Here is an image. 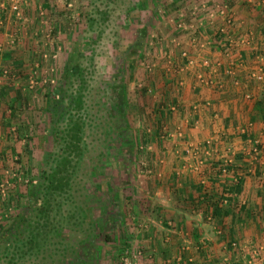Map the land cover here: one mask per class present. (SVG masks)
<instances>
[{
  "label": "crops",
  "instance_id": "obj_1",
  "mask_svg": "<svg viewBox=\"0 0 264 264\" xmlns=\"http://www.w3.org/2000/svg\"><path fill=\"white\" fill-rule=\"evenodd\" d=\"M62 1L69 2L43 0L41 7L47 12L60 7L58 3ZM169 1L174 5L170 12H161L157 3L153 4L154 11H150L157 14L160 21L156 23H162L156 25L153 43L160 47L155 48V54L144 52L143 56L148 54V57L141 62L142 70L152 76L150 80L138 77L134 83L137 93H149L141 99L146 107L150 106L146 111L155 125L145 132L156 135L157 141L151 145L144 143L143 149H150V153L152 149H160L161 158L153 161L156 169H151L145 178L150 180V188L157 189L145 188L141 195L142 206L131 219L134 236L126 247L140 248L137 264H262L264 81L257 83L249 73L260 69L264 76V52L259 51L264 45V0H227L234 23L233 46L227 48L212 41V45L202 49L194 48L190 32L179 31L174 22L180 10L184 21L193 24L199 42L212 39L215 19L204 18L200 13L194 17L189 12L193 5L209 2ZM37 5L35 0L22 5V12L30 17L28 20L32 21V10ZM0 17L4 21L0 28V55L7 52L6 57L0 56L1 180L6 172L2 169L3 158H9L11 169L15 153L25 147L21 135L26 137V132L19 117L31 116L42 106L48 86L45 80L54 69L52 55L58 52L53 45L57 30L55 35L51 31L50 36L44 37L47 29L37 25L36 14L34 38L11 28L17 22L9 9L0 11ZM5 22L15 31L13 47L7 44L9 32L5 30ZM44 23L49 22L44 20ZM246 32L250 41L247 46L241 42ZM37 35L43 41L40 37L35 40ZM25 38L31 45L23 43ZM182 50L193 58L192 64H185L186 60L180 57ZM201 57L207 59V69L200 67ZM260 57L262 61H258ZM42 65L45 66L41 72ZM49 68L52 71L48 72ZM196 72L221 83L220 86L199 84ZM246 94L250 97L246 98ZM251 141H257L256 156L247 153ZM187 146L201 157L203 164L198 170L188 168L197 160L184 154ZM223 159L232 160L230 174L237 175L236 181L230 174L222 176L213 165ZM4 199L12 197L0 195V202Z\"/></svg>",
  "mask_w": 264,
  "mask_h": 264
},
{
  "label": "rangeland",
  "instance_id": "obj_2",
  "mask_svg": "<svg viewBox=\"0 0 264 264\" xmlns=\"http://www.w3.org/2000/svg\"><path fill=\"white\" fill-rule=\"evenodd\" d=\"M68 1L58 3L61 8L47 11V24L40 23L39 18L38 22L35 20V9L32 21L26 18L25 28L21 29L18 24L11 27L5 22V30L13 36L15 31L10 27L34 38L36 23L40 29L41 25L46 29L52 27L54 34L57 30L52 43L58 53L53 52L56 58L49 75L53 82L48 86L62 89L63 96L60 100L58 97L61 107L67 95L75 97L80 87L84 88L82 108L75 112L83 122L76 153H67L60 133L55 136L51 132L45 97L38 111L19 117L24 122L26 137L22 134L21 139H25V147H20L17 154L14 152L16 157L11 161V169L9 158L2 160V169L6 172L2 173L0 182L7 183L3 193L10 194L12 199L1 201L0 211L7 206L9 209L2 212L6 213L4 219L22 214L28 221V227L18 224L13 236L33 237L26 244L29 250L22 248L18 241V246L11 250L8 247L11 255L2 250L0 239V264H123L121 257L125 249L132 254L135 248L140 250L137 245L126 246L134 236L131 219L142 206L141 195L145 188L157 189L150 188V180L145 178L151 169H156L153 161L161 158L160 149H152L151 153L150 149H143L144 143L157 141L156 135L145 132L155 125L146 111L150 106L146 107L141 99L149 93H137L134 83L138 77L150 80L152 73L147 75L141 67L142 59L148 57L143 53L155 54V48L160 47L153 44L156 22L160 21L157 14L150 12L154 11L153 4L160 5L159 10L166 13L174 5L169 0H144L143 5L141 0ZM27 40L23 43L29 45ZM80 81L84 85H78ZM120 89L126 95L125 102L118 99ZM56 99L50 100L52 105L57 103ZM63 155L68 163L55 167L52 158L58 160ZM56 168L53 182L56 188L42 192L47 184L44 177ZM41 172L44 174L40 175ZM11 173H15L14 178ZM33 185H40V192L28 198L26 188ZM39 208L43 209L42 215ZM4 221L0 218V225L10 223V220ZM73 255L76 262L70 261Z\"/></svg>",
  "mask_w": 264,
  "mask_h": 264
},
{
  "label": "built area",
  "instance_id": "obj_3",
  "mask_svg": "<svg viewBox=\"0 0 264 264\" xmlns=\"http://www.w3.org/2000/svg\"><path fill=\"white\" fill-rule=\"evenodd\" d=\"M38 5L35 8L36 9V16L40 19V23L43 22L45 20V18L47 17V12L46 10H44L41 5H42V1L43 0H35ZM209 3H207L206 1H203L199 4H195L190 8V14L192 16L195 17V15H198L200 13V15L204 18L209 17L214 20V33L218 34L219 36H221V44L224 47H232L234 44V38H233V30H234V23H233V18L231 15V11L228 8L227 5V0H207ZM28 0H21V2L19 3V0H0V11L9 9L10 13H12V15L14 16L15 21L18 24V27L20 25L21 29L25 28L24 24H26V18L27 16L22 12L21 7L23 4H27ZM207 3V4H206ZM49 12V11H48ZM176 17L177 19L175 20L174 24H175V28L178 29L179 31H189V36H190V42L193 45L194 48H205V47H209L210 45H212V39L211 38H205V40L199 42L196 38V35L194 34V29H193V24L192 23H186L183 19V13L180 10H177L176 13ZM44 19V20H43ZM49 22V21H48ZM2 24V19L0 17V27ZM51 31L54 32L52 27H47V30L44 31V37H48V35L50 36ZM213 33V34H214ZM36 34V33H35ZM55 35V34H53ZM52 35V38H53ZM51 40V38H50ZM241 42L244 45H249L250 41H249V33L246 32L243 35V38L241 40ZM7 44L10 47H13L15 44V40H14V36L8 34V40H7ZM0 51H1V45H0ZM261 52H264V45H261L260 50ZM55 55H52V57H54ZM197 57L199 56V54L196 55ZM180 57L184 58V60H186L187 65H190L194 62L192 57H189L188 53L185 52L184 50H182L180 52ZM258 61H262V57L258 58ZM199 65L201 68H208V61L206 58L201 57L199 59ZM52 71V68L48 69V72ZM196 76V80L199 84H204V85H208V86H213L216 85L217 87L220 86L221 83H218L217 81L212 80L211 78H207V76H205L202 72H196L195 73ZM249 76L256 81L257 83H263L264 81V76L263 73L260 69H258L257 71H251L249 73ZM48 79L45 80V82L47 81L48 84L52 83V78H50V76L47 77ZM246 98H249V94L245 95ZM208 103H206L207 105ZM258 145H257V141H251V148L249 149V151L247 152L248 154L254 155L256 156V154L258 153ZM184 154L186 156H188V159H194L197 160L196 163L192 164V165H188V168L190 169H195L198 170L199 167L203 164L201 159L197 157L198 153L195 149H191L188 146L185 147L184 149ZM232 160L231 159H223L221 162L218 161V163L216 164V169L219 171V173L222 176L228 175L230 174L232 171L230 170V167L232 166ZM231 164V165H230ZM231 175V174H230ZM15 173H11V178H14ZM231 177L236 181L237 179V175L234 176L231 175ZM7 184V183H5ZM4 183L0 182V195L2 197H5V194L3 193V186L5 185ZM9 206V205H8ZM5 210H8L9 208H7V206L5 207ZM3 209V208H2ZM3 211H0V218L4 219V217H6V213H2ZM2 213V214H1ZM133 254L129 251H127V249H125L124 255L122 258L123 260V264H137V260L138 257L141 255V251L139 249H134L133 250ZM262 264H264V261L262 262Z\"/></svg>",
  "mask_w": 264,
  "mask_h": 264
},
{
  "label": "trees",
  "instance_id": "obj_4",
  "mask_svg": "<svg viewBox=\"0 0 264 264\" xmlns=\"http://www.w3.org/2000/svg\"><path fill=\"white\" fill-rule=\"evenodd\" d=\"M212 41L215 44H221V36H219L218 34H213L212 35ZM7 52H3L0 56L1 58H4V56L6 57ZM9 56V55H8ZM65 69V68H64ZM74 70V69H73ZM64 71V70H63ZM64 73V72H63ZM75 73L78 74L79 76L81 75L80 71H77V68H75ZM78 85H84L83 81H80ZM48 87V89L46 90L44 97L45 99H47L46 101V112L49 116V120L51 123L50 126V130L53 133V135L56 136V133H60L59 134V138L61 140V142L66 145L67 147V153H69L71 151V153H76V151H78V146H77V142H79L80 140V136L79 133L81 131V129L83 128V122L80 120V118L77 116L76 113H78L83 105V101H82V89L84 88V86L80 87L79 91L77 92V95L75 97H69L70 95H67L66 99L67 101L65 102V105L63 107H61L59 105V100L61 99V95H62V89H58V88H53L52 86H46ZM55 92H58V94H56ZM57 97H54L56 96ZM53 96V97H52ZM63 96V95H62ZM71 96V95H70ZM59 97V100H58ZM57 98V99H56ZM56 99L57 103L52 105L50 100ZM118 99L122 102V101H126V95L124 93V90L122 91L120 89V91H118ZM116 98V101H119ZM54 101V100H53ZM11 108V106H10ZM76 112V113H75ZM77 118L75 119L74 118ZM123 120V119H122ZM64 124L62 126V128H59L60 124ZM125 123V121L123 120V124ZM59 130V131H58ZM14 136L16 137V139L19 138V135H16V133H13ZM68 140V142H66ZM58 142V141H57ZM52 162H54L55 167L58 165H63L65 164V162L67 161L66 157L63 155L62 157H60V159L56 160L52 158ZM62 161V162H60ZM68 163V162H66ZM217 162H215L213 165H216ZM54 167V168H55ZM57 168L53 169L49 174H47L44 179L46 178V182L47 184H45V187L43 189H41L40 185H33V188H30V186L28 188H26L25 191V195L26 197L29 198L33 196V194L35 193H39L40 189L42 190V192L46 191L47 189H55L56 187L53 185V182L55 181V174L57 172ZM29 173L30 170L28 169ZM44 173L41 172L40 175H42ZM43 177V176H42ZM59 181V180H57ZM50 187V188H49ZM17 192H15L16 194ZM18 196L20 195V193H17ZM36 194V195H37ZM42 208H39L38 211L40 213V215H42ZM154 210V208L152 207V211ZM6 221V223L10 220V223L8 222L7 224H3L0 225V239L3 241V245L2 250L5 251V254H10L11 252L9 251L8 247H10V250L14 247H16V245L18 246V244L20 243L21 247L29 250V245L27 246L26 244L29 243L32 240V235H30L28 238H21V236L18 238L17 236H13L14 231L16 232V226H18V224H22L25 227H28V221L25 220V218L23 217L22 214L19 215H11L10 217H8V219H3V221ZM4 221V222H5ZM12 239V240H10ZM19 242L18 244L16 242ZM12 242V247L10 245H8L7 243ZM7 244V245H6ZM20 247V246H19ZM19 251V248H16ZM9 251V252H8ZM62 256H60L59 258H61ZM73 259H70V261L72 262H76L77 260H75L76 256L73 255ZM10 260V258L8 259ZM10 262V261H8ZM59 262V259H58ZM70 262V263H71Z\"/></svg>",
  "mask_w": 264,
  "mask_h": 264
}]
</instances>
